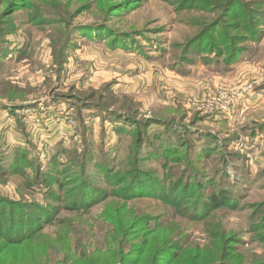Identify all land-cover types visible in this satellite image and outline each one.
Masks as SVG:
<instances>
[{
  "label": "rangeland",
  "instance_id": "374dc122",
  "mask_svg": "<svg viewBox=\"0 0 264 264\" xmlns=\"http://www.w3.org/2000/svg\"><path fill=\"white\" fill-rule=\"evenodd\" d=\"M204 1L0 0V200L44 203L36 189L19 190L20 175H9L33 177L38 165L55 175L38 188L55 186L69 198L87 181L111 191L115 175L127 171L170 174L173 182L184 170L185 182L211 178L205 191H220L231 205L191 225L188 258L196 254L201 264L198 255L211 261L223 248L230 262L264 264V20L257 15L264 0L233 1L227 13ZM251 13L260 35L243 42ZM237 48L246 50L238 56ZM110 202L83 217L62 210L55 226L46 224L42 234L53 239L69 221L77 228L75 251L51 250L48 264L83 256L85 242L100 248L112 229ZM174 214L160 207L156 219ZM223 234L241 242L217 243ZM45 241L0 247V264H37L48 254L38 248Z\"/></svg>",
  "mask_w": 264,
  "mask_h": 264
},
{
  "label": "trees",
  "instance_id": "16d2710c",
  "mask_svg": "<svg viewBox=\"0 0 264 264\" xmlns=\"http://www.w3.org/2000/svg\"><path fill=\"white\" fill-rule=\"evenodd\" d=\"M117 1H120L118 5L123 6V4L134 0ZM214 1L216 0H206L204 2L212 3L217 6L218 10L222 8L227 13L231 9L232 2L236 0H226V3L222 6ZM257 15L260 22L264 20L263 11L257 12ZM252 17L253 14L251 13L244 29L247 36H242L241 39H244L243 42L252 41V39L257 40L260 35L258 26H256L257 22L252 21V19L257 18ZM237 50L240 51L238 55L240 56L246 48H237ZM167 160L168 158L163 160L165 162H162V164L164 163L167 166ZM103 172V177L110 178L112 176V173ZM2 173L0 170V177H3ZM9 175H20L24 180V185L22 188L19 187V190L31 189L35 191L36 189V192L43 198L44 203L39 202V200L27 199L17 201L0 200V241H3L0 247L5 250L8 248L18 250L25 244L37 240L40 235L41 237L44 236L46 241L38 248L43 249L48 254L37 264L42 262L43 264L51 263V250H54L55 254H62L63 256H68L72 251H75L72 246L76 242L77 228H71L72 223L70 221L59 236L57 235L56 239H53L50 235L46 237L42 234L47 226L46 224L55 226L61 220L59 214L62 210L71 211L74 213L73 215L82 213L83 217L84 214H89L88 212H91L94 206L106 200L111 201L107 205V210L111 213L110 224L112 229L103 236L105 242L100 248L94 249L91 243L85 242L82 245L84 249L83 256H70L67 264H199L196 261V254L191 259L188 258L194 252L193 249L188 248L194 245L189 242L188 244L184 243V237L191 229H196L191 225H197L196 223L204 219L201 218L202 212L207 217L210 214L209 211L216 207L226 208V206H231L223 199L224 194L220 191L212 194L205 191L207 187L214 184L213 181L209 182L211 178H207L210 179L207 182V180H202L194 175L185 182L187 172L184 170L177 174V180L173 182L170 181L172 179L170 174H164V178H162L159 173L154 171L142 170L140 172L131 171L130 173L127 171L122 175L116 174L113 182L114 188L111 191L104 188L98 189L93 181L82 182L77 188V193L70 198L68 194L62 192V189H56L55 186L41 187L42 190L38 188L42 180H52L55 176L54 171L51 173L42 172L41 165H38V170L33 177L20 171L10 172ZM190 178L196 181L193 186L189 184L192 181ZM53 180L57 182L56 179ZM192 188H195L193 194L195 200L188 202L190 195H192L190 192ZM64 197H68L67 203L69 204L59 203L57 206L55 201ZM147 200H153L161 204H148L147 207L145 203ZM165 206L167 208L170 206L175 213V217L166 223L156 219L157 217L159 219L163 218L157 214L159 208L165 209ZM145 210L149 213H144ZM121 211L126 214L124 218L119 216ZM184 218H187V222ZM85 220H88L87 217ZM217 227L216 225L215 228ZM220 233L222 234L221 231ZM225 236V234L221 235V239L217 243L225 244L227 239L230 243H234L233 245L241 242L237 236H230L226 239ZM208 257L209 255H198V261L204 262L201 264H237L227 259L228 257L223 253V248L221 253L220 251L217 252V257L213 256V260L205 262Z\"/></svg>",
  "mask_w": 264,
  "mask_h": 264
}]
</instances>
